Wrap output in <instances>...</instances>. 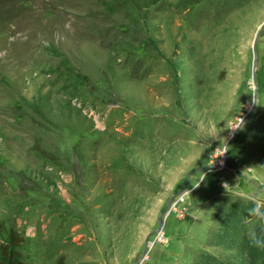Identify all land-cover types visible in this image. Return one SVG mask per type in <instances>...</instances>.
I'll use <instances>...</instances> for the list:
<instances>
[{
	"label": "rangeland",
	"instance_id": "rangeland-1",
	"mask_svg": "<svg viewBox=\"0 0 264 264\" xmlns=\"http://www.w3.org/2000/svg\"><path fill=\"white\" fill-rule=\"evenodd\" d=\"M238 197L264 205V0H0V223L28 264H190Z\"/></svg>",
	"mask_w": 264,
	"mask_h": 264
},
{
	"label": "trees",
	"instance_id": "trees-1",
	"mask_svg": "<svg viewBox=\"0 0 264 264\" xmlns=\"http://www.w3.org/2000/svg\"><path fill=\"white\" fill-rule=\"evenodd\" d=\"M223 204L217 225L208 234L207 248L201 249L190 264H264V250L249 243L250 236L259 234L264 226V220L249 214V209L259 204L243 197ZM260 210L264 212V208ZM24 242V235L16 229L4 236L0 223V264H28L22 252Z\"/></svg>",
	"mask_w": 264,
	"mask_h": 264
},
{
	"label": "built area",
	"instance_id": "built-area-1",
	"mask_svg": "<svg viewBox=\"0 0 264 264\" xmlns=\"http://www.w3.org/2000/svg\"><path fill=\"white\" fill-rule=\"evenodd\" d=\"M190 193V189H186L185 192L178 194L171 202L168 210V214L186 215L188 213L187 196ZM154 241L167 242L166 232L162 229L158 230L154 235Z\"/></svg>",
	"mask_w": 264,
	"mask_h": 264
},
{
	"label": "clouds",
	"instance_id": "clouds-1",
	"mask_svg": "<svg viewBox=\"0 0 264 264\" xmlns=\"http://www.w3.org/2000/svg\"><path fill=\"white\" fill-rule=\"evenodd\" d=\"M261 208H264V205H254L251 209H249V214L257 216V218L260 220H264V212H261ZM249 243L253 248L264 250V226H262L261 232L259 234L253 233L250 236Z\"/></svg>",
	"mask_w": 264,
	"mask_h": 264
},
{
	"label": "water",
	"instance_id": "water-1",
	"mask_svg": "<svg viewBox=\"0 0 264 264\" xmlns=\"http://www.w3.org/2000/svg\"><path fill=\"white\" fill-rule=\"evenodd\" d=\"M258 37H259V34H257L256 37H255V43H256ZM256 69H257V66H256V53H255V54H254V65H253V80H255V72H256ZM254 93H255V97H254V101H253L252 108H251V109H250V110H249V111H248V112H247L242 118H240L237 127L235 128L234 132L231 134L230 138L227 140V142H226V144H225V150H227V148H228L230 142L234 139V137H235L237 131H238L239 128L242 126V124L244 123V121L248 118V116L250 115V113L252 112V109L254 108V105H255V102H256V90H255ZM169 207H170V203H169ZM168 210H169V209H168ZM168 210H167V211H168ZM167 211H165L164 214H165ZM161 228H162V224L160 223V226H159V228L157 229V231L160 230ZM157 231H156V232H157ZM148 244H150L149 240H148L147 243H146V248H145V251H144V256H145V255L147 254V252H148V246H147Z\"/></svg>",
	"mask_w": 264,
	"mask_h": 264
},
{
	"label": "crops",
	"instance_id": "crops-1",
	"mask_svg": "<svg viewBox=\"0 0 264 264\" xmlns=\"http://www.w3.org/2000/svg\"><path fill=\"white\" fill-rule=\"evenodd\" d=\"M153 253L155 257L162 258L160 261L167 260V255L164 253V247L160 244L154 243Z\"/></svg>",
	"mask_w": 264,
	"mask_h": 264
},
{
	"label": "bare ground",
	"instance_id": "bare-ground-1",
	"mask_svg": "<svg viewBox=\"0 0 264 264\" xmlns=\"http://www.w3.org/2000/svg\"><path fill=\"white\" fill-rule=\"evenodd\" d=\"M234 132V131H233ZM152 245V244H151Z\"/></svg>",
	"mask_w": 264,
	"mask_h": 264
}]
</instances>
